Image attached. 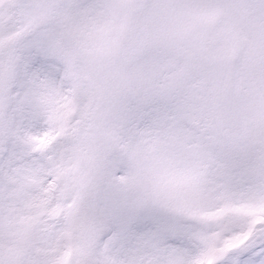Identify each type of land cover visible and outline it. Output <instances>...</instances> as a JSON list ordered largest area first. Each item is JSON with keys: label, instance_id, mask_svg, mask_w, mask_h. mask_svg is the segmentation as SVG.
<instances>
[{"label": "snow or ice", "instance_id": "6c2138e0", "mask_svg": "<svg viewBox=\"0 0 264 264\" xmlns=\"http://www.w3.org/2000/svg\"><path fill=\"white\" fill-rule=\"evenodd\" d=\"M0 264H264V0H0Z\"/></svg>", "mask_w": 264, "mask_h": 264}]
</instances>
